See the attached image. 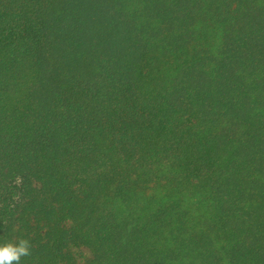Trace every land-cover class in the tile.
<instances>
[{
  "label": "trees",
  "instance_id": "obj_1",
  "mask_svg": "<svg viewBox=\"0 0 264 264\" xmlns=\"http://www.w3.org/2000/svg\"><path fill=\"white\" fill-rule=\"evenodd\" d=\"M21 239L20 264H264V0H0Z\"/></svg>",
  "mask_w": 264,
  "mask_h": 264
},
{
  "label": "clouds",
  "instance_id": "obj_2",
  "mask_svg": "<svg viewBox=\"0 0 264 264\" xmlns=\"http://www.w3.org/2000/svg\"><path fill=\"white\" fill-rule=\"evenodd\" d=\"M31 254L28 240L21 239L18 243L8 242L0 245V264H20L23 257Z\"/></svg>",
  "mask_w": 264,
  "mask_h": 264
},
{
  "label": "rangeland",
  "instance_id": "obj_3",
  "mask_svg": "<svg viewBox=\"0 0 264 264\" xmlns=\"http://www.w3.org/2000/svg\"><path fill=\"white\" fill-rule=\"evenodd\" d=\"M82 252L84 254L85 261H87V260L92 258V253H91V251L89 249L83 248Z\"/></svg>",
  "mask_w": 264,
  "mask_h": 264
}]
</instances>
